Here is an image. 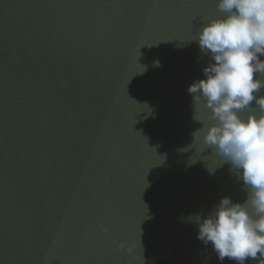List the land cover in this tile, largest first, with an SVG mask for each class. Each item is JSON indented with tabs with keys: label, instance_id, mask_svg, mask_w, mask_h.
<instances>
[{
	"label": "water",
	"instance_id": "1",
	"mask_svg": "<svg viewBox=\"0 0 264 264\" xmlns=\"http://www.w3.org/2000/svg\"><path fill=\"white\" fill-rule=\"evenodd\" d=\"M216 2L0 0V264H221L188 218L242 181L179 151Z\"/></svg>",
	"mask_w": 264,
	"mask_h": 264
},
{
	"label": "clouds",
	"instance_id": "2",
	"mask_svg": "<svg viewBox=\"0 0 264 264\" xmlns=\"http://www.w3.org/2000/svg\"><path fill=\"white\" fill-rule=\"evenodd\" d=\"M216 8L221 15L203 22L187 41L196 42L209 61L203 78L187 89L201 127L179 151L196 152L200 145L201 154L214 153L219 167L228 164L242 181L246 195L239 202L224 196L207 214L188 219L197 228V239L211 244L221 264L225 258L264 264V0H217ZM197 107L207 110V123L195 118ZM198 161L203 160L192 155L187 163ZM219 167L206 169L214 174Z\"/></svg>",
	"mask_w": 264,
	"mask_h": 264
}]
</instances>
